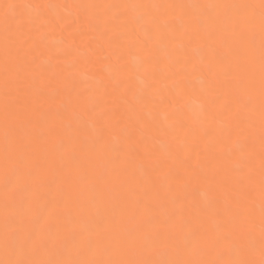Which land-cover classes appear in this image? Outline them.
<instances>
[{"label":"snow or ice","instance_id":"snow-or-ice-1","mask_svg":"<svg viewBox=\"0 0 264 264\" xmlns=\"http://www.w3.org/2000/svg\"><path fill=\"white\" fill-rule=\"evenodd\" d=\"M0 10V264H264V0Z\"/></svg>","mask_w":264,"mask_h":264},{"label":"bare ground","instance_id":"bare-ground-1","mask_svg":"<svg viewBox=\"0 0 264 264\" xmlns=\"http://www.w3.org/2000/svg\"><path fill=\"white\" fill-rule=\"evenodd\" d=\"M0 2H5V0H0ZM7 2H15V3H31V4H68V5H73V4H78V3H94V4H106V3H143V4H151V3H196V2H202V0H7ZM2 11V10H0ZM59 14L62 16L65 15H71L73 18L76 17L77 15V10L74 8H69V9H59ZM74 33V27L72 29ZM55 38L59 40L61 38V32L59 29L57 32L54 34ZM62 35L65 38L71 39L69 36V31H64ZM76 39V44L77 46H80L82 51L86 50L85 45L89 43V39L87 36L84 37L83 40H81V37L79 35L75 36ZM107 55V52L105 53ZM99 67L98 65H89L87 66L84 71H86L88 74L84 77L86 84L91 85L94 84V78L92 76V73H94ZM144 115L147 118V110L144 111ZM117 119H123L127 120L128 115L124 114L122 111L118 114ZM147 143L149 144L150 147H154L156 150H160L161 148V143L163 142L162 137H155L151 134H147L146 136ZM189 148H197L198 150L203 148V141H200L197 143L196 141H191L189 143ZM256 151L259 152V142L257 140L256 142ZM183 155V153H181ZM195 153H193V156ZM137 177L140 176L139 170L136 172ZM199 192H200V197L201 199H204L206 195L208 194V188L207 186H200L199 187ZM0 257H2V253H0Z\"/></svg>","mask_w":264,"mask_h":264}]
</instances>
